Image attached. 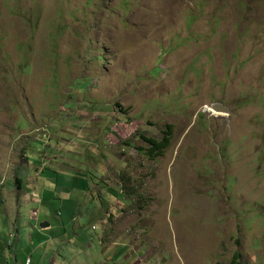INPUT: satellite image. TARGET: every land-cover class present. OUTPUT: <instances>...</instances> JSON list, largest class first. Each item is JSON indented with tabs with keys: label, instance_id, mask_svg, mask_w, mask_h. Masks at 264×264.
Masks as SVG:
<instances>
[{
	"label": "rangeland",
	"instance_id": "obj_1",
	"mask_svg": "<svg viewBox=\"0 0 264 264\" xmlns=\"http://www.w3.org/2000/svg\"><path fill=\"white\" fill-rule=\"evenodd\" d=\"M34 207L74 264L104 227L118 264H264V0H0V237Z\"/></svg>",
	"mask_w": 264,
	"mask_h": 264
},
{
	"label": "crops",
	"instance_id": "obj_2",
	"mask_svg": "<svg viewBox=\"0 0 264 264\" xmlns=\"http://www.w3.org/2000/svg\"><path fill=\"white\" fill-rule=\"evenodd\" d=\"M23 185V182L18 185V187L21 188V191H23ZM27 187H32L33 191L30 190V197L26 196V199L32 201L34 204L43 203L44 194L42 191H40V184H38V182L36 184L35 182V184H28ZM73 200L74 199H69L68 202L71 203ZM14 203H16V205H12V208L16 209L19 206L20 199L16 198ZM38 209V207H34L31 212L32 216L36 211V216L34 217L36 221H34V224L33 222L24 223L27 226L29 224H33L32 226L26 228L25 238H21L19 236L18 227L20 225H17L16 227L14 214L12 213V215H10L9 217L7 212L5 211L6 216L4 219H7L9 221L11 228L8 231L7 238H4L3 240V238L0 237V245L5 246L3 248L5 249L4 252L1 251L2 246H0V253H3V255H0V264H74L70 263L71 260L66 259L65 252L67 251L65 250L63 252L60 250V248H63V246L76 247L80 243V240H85V242L83 243L84 246L81 247L80 252L76 251L77 254H82L84 252V249L93 247L92 241H88L87 236L82 234L78 236L76 228L69 229L64 223L62 225H59V222L57 223L58 226L53 227L50 220H41ZM55 213L57 214L56 218H59L60 215H63L62 210H59ZM12 223L14 224V227L12 226ZM40 223L42 226H39V228H37V224L40 225ZM104 225L106 226V223H104ZM107 231L108 228L104 227L103 232L101 234L95 235L94 237L95 241H97L100 245L99 250L102 260L95 263H90L88 260H86L85 264H118L119 262H116V259L118 258V260L126 261L124 258H126V256L128 255L126 254L128 253V244H121L117 241L113 242L111 236H107ZM10 233H12V236H10ZM2 241L4 245L2 244ZM7 246L10 248H8ZM112 247H118V249H112ZM129 252L136 253L137 258L139 256L151 254L149 253V251H147L146 248H143L142 250H139L137 252H133L129 249ZM88 255L89 254L87 252L86 256ZM157 256L152 257L153 261H151L150 263H146L162 264V261H160V259H156ZM27 261H29V263H27ZM128 262H131L133 264V259L130 258Z\"/></svg>",
	"mask_w": 264,
	"mask_h": 264
},
{
	"label": "trees",
	"instance_id": "obj_3",
	"mask_svg": "<svg viewBox=\"0 0 264 264\" xmlns=\"http://www.w3.org/2000/svg\"><path fill=\"white\" fill-rule=\"evenodd\" d=\"M99 58H102V57H99ZM89 80V79H88ZM88 86H83L82 88H84V90L87 88ZM73 96V95H72ZM74 97V96H73ZM171 136H172V133L171 132H168L167 134H166V136H165V138H164V140L163 141H158V140H155V139H147V138H145L144 137V139L146 140V142H147V144H148V146H149V151H148V154H149V156H151V157H154V156H156V155H158L159 153H161V152H165L168 148H170L171 147V144H172V141H171ZM127 146H131V145H127ZM47 168V167H46ZM46 168H42V167H37V169H36V174H40L39 172L41 171V172H43ZM86 176L87 177H89L87 174H86ZM92 177V178H91ZM91 177H89V178H91V179H93V180H95L96 182H102V180H100V178H97L96 176H93V175H91ZM22 180H23V178H21ZM21 179L20 178H18L17 179V184L18 185H20L21 183H22V181H21ZM76 179H78V178H76ZM86 180V179H85ZM83 181L84 183H83V185L85 186V185H89V184H87L88 183V180H86V181ZM35 182H36V184H37V181H35L34 179H32L28 184H35ZM75 182L76 181H74L73 182V184H75ZM39 184V183H38ZM124 194H121V195H118V192L116 193V196H115V198H116V200H124L125 199V196H123ZM5 218V217H4ZM107 224V223H106ZM39 226L40 225H38L37 224V228H39ZM16 227H17V225H16ZM33 228V227H32ZM8 234V233H7ZM8 246H11V245H8ZM7 246V247H8ZM8 248H10V247H8ZM240 258V256L238 255V254H235V260H237V259H239Z\"/></svg>",
	"mask_w": 264,
	"mask_h": 264
},
{
	"label": "clouds",
	"instance_id": "obj_4",
	"mask_svg": "<svg viewBox=\"0 0 264 264\" xmlns=\"http://www.w3.org/2000/svg\"><path fill=\"white\" fill-rule=\"evenodd\" d=\"M10 236H12V233H10Z\"/></svg>",
	"mask_w": 264,
	"mask_h": 264
},
{
	"label": "built area",
	"instance_id": "obj_5",
	"mask_svg": "<svg viewBox=\"0 0 264 264\" xmlns=\"http://www.w3.org/2000/svg\"><path fill=\"white\" fill-rule=\"evenodd\" d=\"M27 263H29V261H27Z\"/></svg>",
	"mask_w": 264,
	"mask_h": 264
},
{
	"label": "water",
	"instance_id": "obj_6",
	"mask_svg": "<svg viewBox=\"0 0 264 264\" xmlns=\"http://www.w3.org/2000/svg\"><path fill=\"white\" fill-rule=\"evenodd\" d=\"M40 226H42L41 223H40Z\"/></svg>",
	"mask_w": 264,
	"mask_h": 264
}]
</instances>
